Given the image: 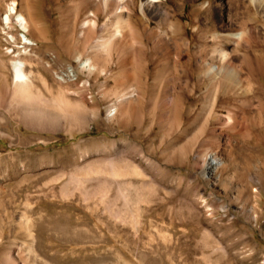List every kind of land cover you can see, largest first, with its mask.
Here are the masks:
<instances>
[{"label": "rangeland", "instance_id": "374dc122", "mask_svg": "<svg viewBox=\"0 0 264 264\" xmlns=\"http://www.w3.org/2000/svg\"><path fill=\"white\" fill-rule=\"evenodd\" d=\"M11 1L0 0V264H264V0H218L230 14L216 0H126L124 40L115 0H15L28 31L4 21ZM226 21L242 25L238 43ZM218 48L246 86L213 94ZM16 58L32 93L69 101L59 125L22 119Z\"/></svg>", "mask_w": 264, "mask_h": 264}, {"label": "bare ground", "instance_id": "6f19581e", "mask_svg": "<svg viewBox=\"0 0 264 264\" xmlns=\"http://www.w3.org/2000/svg\"><path fill=\"white\" fill-rule=\"evenodd\" d=\"M97 0H92L91 3H95ZM99 1V0H98ZM160 0H141V4H146V5H151L153 3H157ZM229 1V0H228ZM80 2V1H79ZM100 2L102 3L103 6H107V5H111L112 4V0H100ZM114 2V1H113ZM126 0H115V7H114V12H115V19H114V27H115V31L113 33L114 37H119L120 40H124L127 37H125L124 32L122 33L121 27L123 25V23H126V17L124 16V11H127L128 8L126 7ZM227 2V1H226ZM209 4L208 2L202 3L203 6L201 7H206ZM216 4L218 5V8L223 9V5L221 4V2H219L218 0H216ZM82 6V5H81ZM141 7V6H140ZM209 7V6H207ZM209 9V8H208ZM207 10V9H206ZM223 11L225 13H232V11H230V9L225 8L223 9ZM91 13V12H90ZM165 14V13H164ZM229 16V15H228ZM4 21L8 24V23H12V21L16 22L19 24V26L24 30V31H28L29 29V21L28 18L21 12V11H17L16 9V2L15 0H12L10 3L7 4V8H6V13L3 17ZM30 19V18H29ZM32 20V19H31ZM31 22V21H30ZM228 23V21H226ZM225 22V23H226ZM232 22V21H231ZM32 23V22H31ZM91 23H93V19L92 18H85L83 19L81 25L82 26H88ZM225 23L222 25L225 26ZM226 26L228 28V32L231 35V37L234 39V41L236 43L239 42V40L243 39V29H242V25L239 24L238 26H234L235 23H233L232 25L234 26H229V23ZM125 26V25H124ZM124 28V27H123ZM126 28V27H125ZM155 30V29H154ZM148 32V31H147ZM159 32V31H158ZM154 33V31H153ZM156 33V32H155ZM82 34V33H81ZM158 34V33H157ZM86 35V34H85ZM148 35V34H147ZM154 35V34H153ZM159 35V34H158ZM146 36V35H145ZM152 36V35H151ZM21 37L23 38V42L25 43H31V40L29 37H27V35L25 33H23L21 35ZM20 38V37H19ZM113 38V37H111ZM133 38V37H132ZM162 43L161 45H163V47L165 48V53L167 55H170L168 46L170 44H168L166 38L162 35ZM174 38V37H172ZM226 38V37H225ZM228 38V37H227ZM148 39V38H147ZM128 40H130V44L133 43V40H131L130 38H128ZM218 40V39H217ZM98 44H93V45H97L98 48L103 49L106 45V42L103 41L102 39L97 40ZM110 41V40H109ZM154 41V40H153ZM117 42V41H116ZM133 45V44H132ZM158 45V44H157ZM23 46V45H22ZM135 46V45H134ZM218 46V45H217ZM220 46V45H219ZM236 47V46H235ZM171 48V47H170ZM23 49V48H22ZM133 49V48H132ZM219 49V62H210L209 64L206 63V73L209 76V81L211 86L214 88L213 89V94L215 92H217V88H219L220 84H228V85H232V86H237V85H242V86H246L245 81L242 80L239 75V73L237 72V69L231 64V62L233 61V59H230L231 54L226 51L224 48H218ZM104 52V51H103ZM107 52V51H105ZM20 53V52H19ZM22 53V52H21ZM78 53V52H77ZM80 54V52H79ZM217 57V56H216ZM91 56H87L83 61H80L81 67L87 66V68L89 70H93L95 68V65L91 62ZM205 58V57H204ZM94 59V58H93ZM206 59V58H205ZM79 60V59H78ZM223 60V61H222ZM222 61V62H220ZM224 62V63H223ZM220 63V64H219ZM96 64V63H95ZM222 64H225L224 66ZM199 65V64H198ZM80 66V65H79ZM205 66V65H204ZM71 68V67H70ZM12 69H13V77H14V96H12L13 101L16 102V104H18V106L20 107V114L22 119L25 121V123H27L28 125H38L41 127H54L55 125H59V118L60 116H62V114H68L69 115V111L67 106L69 104V101H61L60 99L58 100H54V101H47L48 99L43 98L42 96H38L37 94L32 93L29 89L28 86L25 85L26 80H27V73L24 70V61L21 58H16L13 62H12ZM71 71V70H70ZM166 72V71H165ZM175 75V74H174ZM182 75V74H181ZM205 75V74H204ZM179 76V75H178ZM172 78V77H171ZM178 78V77H176ZM170 79V78H169ZM174 81V80H173ZM179 81V80H178ZM166 82V81H165ZM203 83V81H202ZM165 84V83H164ZM207 84V83H206ZM225 85V86H226ZM180 87V86H179ZM208 87V86H207ZM132 88V87H131ZM130 88V89H131ZM128 92H123L122 94H120L119 96L116 97V102L117 103H123L124 100H128L130 99L135 93L134 91L131 89ZM187 89V88H186ZM136 90V89H135ZM151 91H153V89L150 88ZM169 89L164 88L163 89V94H167V92ZM127 91V90H125ZM172 91V89H171ZM180 91V90H179ZM15 92L17 93V95L15 94ZM224 93V92H223ZM173 96V93H169ZM182 94V93H181ZM186 94V93H185ZM16 95V96H15ZM180 95V94H179ZM178 95V96H179ZM214 96V95H213ZM175 98V97H173ZM171 100V99H170ZM213 100V99H212ZM211 100V101H212ZM43 104V106H38L36 105V102H39ZM176 101V100H175ZM14 102V103H15ZM213 102V101H212ZM212 102L209 104L210 108L214 107V103H213V107H212ZM177 104V102H174L173 99V104ZM184 103V102H183ZM61 107H57L56 106H60ZM175 104V105H176ZM217 104V103H216ZM70 105V104H69ZM218 105V104H217ZM250 105V104H248ZM115 108V106H114ZM56 109V110H55ZM231 108L228 109V112H232L230 110ZM110 110V108H109ZM230 110V111H229ZM62 112V114H61ZM79 114V113H78ZM84 114V113H83ZM76 115V114H75ZM224 115V114H223ZM222 115V116H223ZM231 115V114H230ZM229 115V113H227V115L225 116L226 119L230 120L231 116ZM78 120L81 121L82 123H87L90 120V117L88 115H79L77 116ZM218 118H220L221 116H217ZM224 118V119H225ZM232 119V118H231ZM78 121V122H79ZM223 122V121H222ZM228 122V121H226ZM81 123V124H82ZM217 147V146H216ZM212 156L211 158H213L214 160H216L217 158V149H213L212 151H210ZM125 193V192H124ZM107 200V199H106ZM110 206V205H109ZM133 207V206H132ZM118 212V211H117Z\"/></svg>", "mask_w": 264, "mask_h": 264}]
</instances>
